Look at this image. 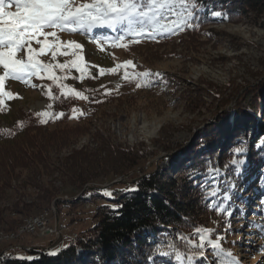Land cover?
Wrapping results in <instances>:
<instances>
[{
  "label": "rangeland",
  "instance_id": "rangeland-1",
  "mask_svg": "<svg viewBox=\"0 0 264 264\" xmlns=\"http://www.w3.org/2000/svg\"><path fill=\"white\" fill-rule=\"evenodd\" d=\"M10 11L15 12L16 9L13 7ZM215 19V23L193 34H189L190 29L187 28L155 41L141 40L140 42L147 44L135 49L132 44L136 42H131V37L119 41V44L127 45L120 47L104 40L93 41L84 33L55 30L59 41L79 43L82 48L69 49L65 44L61 51L68 53L67 55H57L55 60L52 59L51 53L38 57L42 63L52 65L53 73L57 77H64L63 79L54 82L46 75L43 79L32 77L27 82L6 79L3 89H0V130L10 129L12 121L19 120L18 123H21L24 116H32L41 126L54 130L58 124L54 108L56 97L52 88L58 87L59 94L66 100L71 98L72 101H77V106L73 108L77 111L72 110L66 122L60 124L61 127L88 124L91 118L93 133L102 136L111 146L118 145L141 155V166L130 170L125 176L116 177L113 181L94 182L82 190L65 186L58 175L43 176L30 182L31 173L28 170H18L19 179L12 182L0 206L12 208L13 205L19 204V208L24 209V205L39 201V196L42 195L39 189L41 184L51 183L58 190L57 202L54 200L46 209L35 210L31 215L16 218L22 223L45 210L56 209L63 224L84 239L88 235L86 231L97 224L99 213L109 210L123 190L132 186L130 183H133L137 176L154 171H168L165 177L175 178L178 169L190 164L193 155L215 149L212 148V138L215 137L216 140L219 132L225 129L224 119L234 114V108L237 106L243 112H249L247 101H251L252 105L259 104L256 112L247 117L251 119L250 123L243 122L241 125H247V130L254 127L253 142L263 137L264 119L261 114L264 113V14L251 13L245 18H237L238 22L235 23L217 17ZM92 35L111 36L113 33L107 29H95ZM39 39L43 40V37ZM54 39L56 38L49 37L50 41ZM32 46L37 49L40 47L35 42ZM22 56L23 53L18 54V57ZM80 57L82 59H78ZM74 60L84 69L83 74L74 68L61 71L55 67L56 64L70 65ZM128 61L135 67L130 65L126 75L124 65ZM135 69L141 73L161 75L163 82L158 80L159 88L155 92L160 93L158 97L155 93L151 95L148 91L136 88L139 91H134L132 96L118 100L127 101V104L119 106L113 103L96 107V103L104 100L99 98L100 102H92L95 107L91 105V108H88L87 90L93 91L90 85L86 84L89 79L99 82L97 89L103 90V93L110 91L108 95L115 92L118 94L120 81L130 77L128 75L132 77L131 73H134ZM0 75H3L2 69ZM72 80L76 82L73 83ZM33 84L37 87L33 88ZM7 93L12 96L9 97ZM76 93H80V96ZM41 113L48 115L41 116ZM74 116L78 118H71ZM42 119L46 122L41 123ZM221 125L222 129L219 130ZM236 125L230 126L229 135L237 131ZM201 137H206V145L194 151ZM219 143L220 145H217L221 149L229 142L226 140V144ZM88 145L93 150L100 148V145L93 143L91 135L83 136L71 147L62 150L60 155L52 153V163L57 162V157L69 156L71 151ZM105 156L106 153H102V157ZM244 167L246 175L239 186L244 188V191L236 192L239 197L233 206L234 215L229 218L201 210V228L211 229L213 233H224L225 223L231 219L232 230L230 234H226L222 247L231 251L244 264H260L264 255L252 250L264 246V238L255 234L260 226L264 225V215L259 214L261 207L258 200L261 197V188L257 179L259 171L264 169V162L253 166L247 160ZM105 189L115 193V198L101 195ZM89 193L92 195L89 196ZM237 204L242 205L240 208L243 211L236 212ZM0 231L10 230L0 227ZM69 240L66 237L62 242L52 237L26 235L12 253L14 258L25 259L31 257L30 249L50 248L48 252L55 253L73 243ZM249 240L252 244L248 243ZM19 244L26 246L28 250H20ZM206 255L211 264V252L208 251Z\"/></svg>",
  "mask_w": 264,
  "mask_h": 264
},
{
  "label": "trees",
  "instance_id": "trees-1",
  "mask_svg": "<svg viewBox=\"0 0 264 264\" xmlns=\"http://www.w3.org/2000/svg\"><path fill=\"white\" fill-rule=\"evenodd\" d=\"M197 8L199 23L194 28H188L189 34L215 23L212 11L224 13L228 19L223 20L231 23L238 22L237 18H245L251 13L264 14V0H197ZM143 44L147 43H134L132 48H140ZM133 72L132 77L128 75L130 77L120 81L118 94L115 92L104 95L103 90L97 89L99 82L89 79L86 84L90 85L93 91L87 90L88 108H91V105L95 107L92 102L99 98L104 100L96 103V107L113 103L119 106L127 104V101L118 100L139 91L136 89L137 83L142 85L138 88L140 91H148L151 95L157 92L158 80L153 83V77H143L138 69ZM52 90L56 97L54 108L58 124L54 130L41 126L32 116H24L21 123H18L19 120L12 121L10 129L0 130V203L4 201L6 191L11 188L12 182L19 179L18 170H28L31 173L30 182L43 176L58 175L65 186L82 190L94 182L113 181L116 177L125 176L130 170L141 166V155L118 145L111 146L102 136L93 133L90 116L88 124L61 127L60 124L66 122L73 108L77 106V101H72L71 98L66 100L59 94L58 87H53ZM158 95L160 93L155 96ZM251 103L247 101L249 112H243L237 108L238 106L234 108L236 112L224 119V126L218 127L219 130L222 126L225 129L219 132L216 140L215 137L211 140L215 146L212 148L215 149L193 155L190 164L180 167L175 178L165 177L168 171L164 173L154 171L137 176L130 184L138 185L139 191L127 195L122 193L115 200L114 204L123 205L119 209V214L113 213L111 208L100 212L97 224L86 231L88 235L84 239L77 243L73 242L75 244L55 252V255H50L51 252H44L42 249H30L32 257L30 262L27 259H10L9 255L8 257L0 255V264H85L86 261L87 264H177L174 260L175 253H172V257H161L157 253L151 261L148 258L155 251L157 244L165 245L164 250L167 251L166 245L169 242L175 245L178 251L187 254L190 249L186 242L177 238V233L193 237V228L202 226L199 211H209L200 188L202 178L197 175L196 183L193 184L189 179L191 175L189 170L195 169L205 173L208 160L213 161L214 166L219 164L223 170V165L231 159L230 149L242 140L246 143L248 162L250 161L253 166L264 162V148L257 149L259 139L257 142L252 140L254 127L247 130L245 127L247 125H241L243 122L249 124L251 120L248 119L249 116L260 107L258 103L253 105ZM61 113L62 116L59 115ZM232 124L233 127L237 124L235 129L237 131L234 130L235 133L229 135L228 131ZM87 135L92 136L93 143L100 145L99 149L93 150L88 145L80 150L71 151L69 156L57 157V162L52 163V153L60 155L62 150L68 149L80 137ZM226 140L229 143L224 148H218L217 144L220 145L219 142L224 143ZM206 142V137H201L194 151L206 145ZM102 153H106V156L102 157ZM225 174L232 175L231 168L226 170ZM241 181L235 179L238 187ZM39 189L42 192L39 201L24 205V209H20L19 204L13 205L12 208L0 206V227L13 230L21 223L16 216L31 215L35 210L48 208L54 200L57 202L58 190L51 183L41 184ZM238 197L235 195L234 199ZM164 201H168L169 204L166 205ZM241 206L237 204V208ZM22 224L23 221L20 225ZM209 259L213 261L214 257L210 255Z\"/></svg>",
  "mask_w": 264,
  "mask_h": 264
},
{
  "label": "snow or ice",
  "instance_id": "snow-or-ice-1",
  "mask_svg": "<svg viewBox=\"0 0 264 264\" xmlns=\"http://www.w3.org/2000/svg\"><path fill=\"white\" fill-rule=\"evenodd\" d=\"M13 7L16 9L15 12L10 11ZM211 15L222 20L228 19L227 15L220 11H212ZM198 23L197 0H0V69L3 70V75H0V89H3L6 79L27 82L32 77L43 79L46 75L49 80L55 82L64 78L57 77L52 71L53 66L42 63L38 57L51 53L52 59L55 60L57 55L68 54L61 51L65 44L69 49H81L82 46L71 41H59L55 30L84 33L93 41L104 40L113 46L126 47L127 45L118 43L126 37H131V42L136 43L141 40L155 41L160 37L174 35L187 28H194ZM95 29H107L113 35H92ZM41 36L43 40L39 39ZM49 37L56 39L50 41ZM33 42L40 47L34 48ZM20 53H23L22 57H18ZM78 59H82V57ZM130 65L135 67L131 61L124 65L126 75ZM55 67L61 71L66 68H74L81 71L82 74L84 73V69H81L80 64L75 60L70 65L56 64ZM141 75L153 77V83H156L157 80L163 82L159 73L144 72ZM31 86L37 87L35 84ZM136 87L140 88L142 85L137 83ZM104 94L108 95L110 91H106ZM7 95L12 96L11 93H7ZM49 95H51V88H49ZM76 95L80 96V93H76ZM83 98L87 99V97ZM39 115L46 117L48 113ZM261 118L264 119V113L261 114ZM44 122L46 121L42 119L41 123ZM256 148H264V137L259 138ZM230 153L231 159L223 165V170L219 164L214 166L211 160L206 161L205 173H200L195 169L189 170L191 172L189 179L193 184L196 183L197 175L202 178L200 188L204 193L206 208L217 215L229 218L234 215L233 206L236 204L234 199L236 192L244 191V188L237 186L235 179L243 180L245 176L246 143L242 140L230 149ZM229 168L232 170L230 176L225 174ZM257 179L261 188V197L258 200L261 207L259 214L264 215V169L259 171ZM137 191H139L138 185L129 186L123 190V194L127 195ZM88 195L91 196L92 193ZM101 195L110 199L115 198V193L106 189L102 191ZM164 203L169 204L168 201H164ZM122 207L123 205L114 204L111 206V211L119 214V209ZM240 211L243 209L236 208L237 213ZM231 230L232 223L229 219L225 223L224 233H213L211 229L199 227L193 228V237L191 238L177 233V238L186 242L190 249L187 254L178 251L175 245L169 242L166 245L167 251L164 250L165 245L157 244L155 251L148 259L153 260L157 253L161 257H172V253H175L174 260L177 264H200L201 261L203 264H209L206 253L211 251L214 257L211 264H244L231 251H226L222 247L226 234H230ZM255 234L264 238V225H261ZM248 243L252 244V241L249 240ZM252 251H258L264 255V246ZM50 255H55V253H50ZM17 259L24 260L25 258L17 257ZM26 259L31 261V257ZM260 264H264V260Z\"/></svg>",
  "mask_w": 264,
  "mask_h": 264
},
{
  "label": "built area",
  "instance_id": "built-area-1",
  "mask_svg": "<svg viewBox=\"0 0 264 264\" xmlns=\"http://www.w3.org/2000/svg\"><path fill=\"white\" fill-rule=\"evenodd\" d=\"M26 235H37L39 237H52L55 239H65V236H72V240L79 241L83 237L79 233L70 231V228L63 224L58 218L56 209H48L40 215L29 218L24 228L8 231L4 237H0V255H13L18 241Z\"/></svg>",
  "mask_w": 264,
  "mask_h": 264
},
{
  "label": "bare ground",
  "instance_id": "bare-ground-1",
  "mask_svg": "<svg viewBox=\"0 0 264 264\" xmlns=\"http://www.w3.org/2000/svg\"><path fill=\"white\" fill-rule=\"evenodd\" d=\"M28 219H29V218L25 219V220L23 221V224L20 225L19 227H17V229L24 228V226H25V224H26V222H27ZM5 234H6V232H2V231H0V237H4ZM66 237L69 238L71 241L76 242V240H72V236H65V238H66ZM13 258H14V256H13V255H10V259H13Z\"/></svg>",
  "mask_w": 264,
  "mask_h": 264
},
{
  "label": "water",
  "instance_id": "water-1",
  "mask_svg": "<svg viewBox=\"0 0 264 264\" xmlns=\"http://www.w3.org/2000/svg\"><path fill=\"white\" fill-rule=\"evenodd\" d=\"M55 239V238H54ZM22 240V239H21ZM61 240L62 242L65 240V239H59ZM19 242V241H18ZM72 244H75V243H72ZM50 248H45V249H42L44 252H48ZM28 250V249H26Z\"/></svg>",
  "mask_w": 264,
  "mask_h": 264
},
{
  "label": "crops",
  "instance_id": "crops-1",
  "mask_svg": "<svg viewBox=\"0 0 264 264\" xmlns=\"http://www.w3.org/2000/svg\"><path fill=\"white\" fill-rule=\"evenodd\" d=\"M18 247L20 248V250H22V249L26 250V248H27L26 246H22L21 244H19Z\"/></svg>",
  "mask_w": 264,
  "mask_h": 264
}]
</instances>
